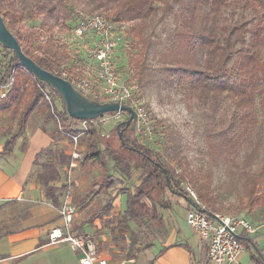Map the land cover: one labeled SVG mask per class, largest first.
Instances as JSON below:
<instances>
[{"label":"trees","instance_id":"trees-1","mask_svg":"<svg viewBox=\"0 0 264 264\" xmlns=\"http://www.w3.org/2000/svg\"><path fill=\"white\" fill-rule=\"evenodd\" d=\"M77 5L86 7L87 13L101 12L114 23L127 24L128 35L121 48L124 54L120 67L127 72V82L134 87L138 99L152 77L147 63L151 40L143 37L142 29L138 40L130 42L128 36L135 31V22L152 21L158 16L164 18L177 9L178 22L166 36L168 45L159 68L165 80L176 76L179 85L189 82L197 93L198 103L209 107L212 114L218 112L223 100L239 99L250 117L257 105L264 119V0H0V16L24 55L41 69L71 84V79L64 76L63 71L71 70L73 61L83 66L88 62L84 55L79 56V60H71L72 48L66 45L80 16L79 12L73 13L71 9ZM25 22H33L38 28L27 29L23 25ZM62 31L66 32L65 42L58 36ZM0 47V52L8 57L0 72V86L11 79L13 68H17L12 76L11 89L4 98H0V114L10 113L15 118L19 113L16 132L11 134L8 129L0 133L4 139L1 158L11 153L30 114L46 104L40 102L39 82L21 68L12 52ZM17 71L22 75H17ZM62 107L57 115L64 129L57 128L56 133L58 139L69 143L66 134L79 135V131L66 127L74 120L68 118L63 104ZM45 118L57 126V121L49 112ZM80 122L88 124L89 129L81 138L85 151L79 165L98 164L101 170V178L93 188L107 191L113 187L109 162L119 175L135 177L132 190L126 187L129 190L121 192L126 196L125 211L112 232L134 236L128 226L132 222L151 234L152 226L162 224L159 209H169L168 198L174 196L185 199L191 206L195 205L193 198L180 187L181 177L172 164L181 167L182 160L179 139L172 127L162 130V148L158 153L142 144L137 135H133L122 123H119L120 140L116 129V137L111 139L110 136H101L91 125L92 122ZM69 162V155L57 140L42 150L33 162V167L38 169L33 171L31 178L43 187L44 196L55 207L59 204V196L52 185L61 183V170ZM90 193L82 200L76 199L78 207L88 200ZM194 194L200 202V206L194 207L210 217L217 215L216 206L204 187L194 188ZM111 203L112 199H109L97 209V213L108 214ZM137 233L145 234V231ZM6 235L4 227H0V239ZM144 241L147 243L142 246L145 249L149 246V237H145ZM252 260L254 264H264L262 258Z\"/></svg>","mask_w":264,"mask_h":264},{"label":"rangeland","instance_id":"rangeland-1","mask_svg":"<svg viewBox=\"0 0 264 264\" xmlns=\"http://www.w3.org/2000/svg\"><path fill=\"white\" fill-rule=\"evenodd\" d=\"M202 8L204 11L207 10L206 7ZM71 9L73 13L79 12L80 15H102L101 12L87 13V8L81 5L71 7ZM178 14V10L175 9L172 14L164 18L158 16L144 23L137 21L135 31L128 36L130 42L138 40L139 31L142 29L143 37L151 40L147 63L152 77L139 94V103L145 114V121H137L135 135L142 144L159 153L163 142L162 130L172 127L179 139L182 158L181 167L176 166L175 163L172 164L176 173L181 177L182 190L187 192V189H190L194 193V188L204 187L216 206L217 215L245 218L257 230L258 226L264 224V119L257 105L250 117L251 115H248L239 99L223 100L218 112L212 114L209 107L198 103L197 93L193 91L189 82L179 85L176 76L165 80L159 68L164 50L168 45L166 36L178 22ZM23 25L27 29L38 28L33 22H25ZM127 35L125 31V39ZM58 36L61 41H66L65 31L58 33ZM90 37L92 36L87 35L79 40L72 34L68 36L66 45L72 48L71 60H79V56L84 55L88 62L81 66L77 61H73L74 67L63 71L62 74L68 76L73 83H87L89 95L95 97L97 101H104L98 84L95 82L96 67L90 56L92 48ZM123 54L124 50L118 48L115 54L117 67H120ZM6 55L0 52V72L6 62L5 58H8ZM16 73L19 76L22 75L18 71ZM40 102L43 103V100ZM55 104L59 109L63 108L57 97ZM44 108L46 109L47 106L45 105ZM46 111L49 112L48 108ZM18 118L19 113L15 118L11 117L10 113H1L0 133L10 129L11 134H14L17 130ZM34 118L35 116L31 122ZM126 119L127 116L123 114L118 121L111 120L104 125L93 122L91 125L101 136H110L113 139L117 134L115 126ZM80 123V121H71L69 125L66 124V127L72 131H80L83 127L89 129L88 124ZM61 129H64L63 124H61ZM109 169L110 176L114 180L110 191L119 195L129 190L126 187L132 189L135 177L126 178L119 175L112 163L109 164ZM100 178L98 164L91 170L77 166L71 177L74 192L72 193V204L75 205L77 198L91 192V185L99 182ZM84 181L87 183L86 190H84L85 185H82ZM63 193L64 189H59V197ZM89 197H95L94 190ZM174 199L184 202V199L180 197H174ZM125 203L126 196L124 195L122 196L123 207ZM67 254L74 256L75 253L68 252Z\"/></svg>","mask_w":264,"mask_h":264},{"label":"crops","instance_id":"crops-1","mask_svg":"<svg viewBox=\"0 0 264 264\" xmlns=\"http://www.w3.org/2000/svg\"><path fill=\"white\" fill-rule=\"evenodd\" d=\"M55 107L58 112L62 111L58 105L55 104ZM46 114L45 108L34 111L11 153L0 158V227L7 232L0 239V264H79L77 255L67 254L72 251L66 244H48L49 232L61 226V222L55 206L44 196L43 187L31 178L33 171L38 169L33 167L36 156L56 140L69 155V143L58 139L57 126L46 120ZM3 142L0 134V153ZM81 149L84 153L83 144ZM77 166H80L79 163ZM95 166L97 164L89 163L81 168L91 170ZM61 175V183L52 185L58 190V196L59 189L64 188L65 168L61 170ZM82 185L86 190L87 183L84 181ZM93 186L90 189L91 192L94 190L95 197H89L81 207L77 206L76 200V206L72 204L74 192L71 190L70 202L77 207L72 229L76 234L89 238L107 264H212L207 259L205 244L186 225L185 217L191 205L185 199L180 202L174 199L176 196L169 198L171 206L166 210L159 209L162 224L152 226L151 234L130 222L128 226L134 233L131 236L112 232L125 211L122 205L124 195H116L111 189L96 190ZM62 198L63 195L58 198V203ZM109 199H112L109 213H97V209ZM142 230L145 234L139 235L137 232ZM147 236L149 246L144 249L142 246L147 244L144 241ZM133 237L135 244L132 243ZM241 242L243 252L238 257V264H254L253 258L264 260V224L258 226L255 234L241 237Z\"/></svg>","mask_w":264,"mask_h":264},{"label":"built area","instance_id":"built-area-1","mask_svg":"<svg viewBox=\"0 0 264 264\" xmlns=\"http://www.w3.org/2000/svg\"><path fill=\"white\" fill-rule=\"evenodd\" d=\"M126 29L127 24L114 23L100 14L80 15L73 25L71 34L79 40L87 35L92 36L90 37L92 44L90 56L96 67L95 82H97L104 98V101L98 102L128 105L135 110L137 119L144 122L145 114L139 99L135 95L134 87L127 82V72L121 67H117L115 60L118 48L121 49L124 46ZM16 69V67L13 68L11 79L4 86H0L1 99L11 89L12 76ZM72 85L84 96L97 101L94 99L95 97L89 95L87 83L76 84L72 82ZM39 89L43 102L48 107L49 113L57 121V128L61 130L58 111L55 107L56 94L46 86L40 85ZM122 115V113L106 114L91 122L104 125L111 120L118 121ZM80 124L86 123L81 122ZM87 130L83 127L79 131V135L66 134L69 142L70 162L65 167L63 198L55 207L61 226L53 228L49 232L48 244H66L78 256L79 264H107L106 259L101 257L95 244L89 238L76 234L72 229L76 209L70 202L71 177L73 170L82 159L81 138ZM187 193L193 198L195 205L200 206V202L193 191L187 189ZM194 206L192 205L191 209L187 211L185 222L198 235L199 241L205 244L208 261L212 264H238V257L243 252L241 237L256 233L253 224L242 217L219 215L210 217Z\"/></svg>","mask_w":264,"mask_h":264},{"label":"water","instance_id":"water-1","mask_svg":"<svg viewBox=\"0 0 264 264\" xmlns=\"http://www.w3.org/2000/svg\"><path fill=\"white\" fill-rule=\"evenodd\" d=\"M0 45L13 53L22 69L32 75L40 85L51 89L64 105L66 115L74 121H95L103 115L122 113L127 119L122 122L125 128H129L133 135L137 129V114L128 105L118 103H101L84 96L66 79L51 74L38 67L31 59L24 55L21 47L14 36L7 30L2 17L0 16ZM121 124H117L115 129L118 137L122 140L119 132ZM168 189L170 188L167 182ZM213 217V216H212Z\"/></svg>","mask_w":264,"mask_h":264}]
</instances>
